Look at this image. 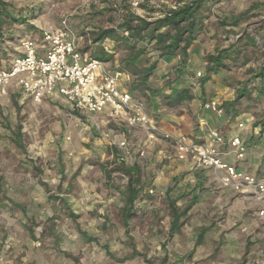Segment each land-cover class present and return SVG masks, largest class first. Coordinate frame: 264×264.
Segmentation results:
<instances>
[{"label":"rangeland","instance_id":"rangeland-1","mask_svg":"<svg viewBox=\"0 0 264 264\" xmlns=\"http://www.w3.org/2000/svg\"><path fill=\"white\" fill-rule=\"evenodd\" d=\"M0 1L6 11L0 24V67H5L26 33L57 25L62 16L84 37L81 48L92 56L101 48L92 40L98 29H118L128 12L152 20L186 0ZM207 15L201 35L187 50L190 71L182 86L203 111L202 102L213 98L223 104L248 80L250 97L228 111L223 107L222 115L236 128L243 124L237 130H244L248 146L239 169L264 176V76L256 77L264 75V0H216ZM235 16L239 20L232 26ZM248 37L253 46H246ZM111 42L114 54L107 63L112 68L126 53ZM229 46L241 48L246 63L230 64L201 90L197 73L203 71L202 57ZM157 54L146 45L142 59L151 62ZM180 59L158 58L150 87L165 94L177 86L174 69ZM133 94L156 122L162 115L188 113L196 128L192 100L169 106L158 95L154 111L147 105L150 91L135 89ZM93 117L72 111L65 101L35 103L17 87L0 96V264H264V218L251 201L225 190L212 169L193 189L190 180L196 175L176 171L175 137L165 138L158 130L149 139L143 128L127 131L119 122L97 128L92 122L99 120ZM121 135L127 141L123 149L115 143ZM133 165L141 188L125 231L124 168ZM192 197L196 202L179 219L181 227L169 234V201L181 210Z\"/></svg>","mask_w":264,"mask_h":264},{"label":"built area","instance_id":"built-area-1","mask_svg":"<svg viewBox=\"0 0 264 264\" xmlns=\"http://www.w3.org/2000/svg\"><path fill=\"white\" fill-rule=\"evenodd\" d=\"M121 35L127 36L128 31L121 30ZM83 39L74 32L67 16H62L57 25L40 29L35 36L22 38L14 48L15 56L7 66L0 67V96L17 87L35 103H41L56 92L71 110L93 116L108 108L110 117L128 126H140L148 138L153 139L158 131L154 120L143 104L122 87V82L129 81L130 75L110 68L83 51ZM97 44L104 52L114 54L109 38ZM201 105L217 116L223 114L216 99H207ZM237 128L242 129L243 124L238 123ZM163 136L171 137L165 133ZM208 137L210 143L188 141L184 136L174 138L177 159L190 160L193 169H212L221 186L250 198L257 207V216L264 218V180L250 170L239 169V164L246 160L247 151L241 133L236 131L226 136L212 128ZM118 146L126 148L125 140L119 141ZM139 154L144 155V151Z\"/></svg>","mask_w":264,"mask_h":264},{"label":"trees","instance_id":"trees-1","mask_svg":"<svg viewBox=\"0 0 264 264\" xmlns=\"http://www.w3.org/2000/svg\"><path fill=\"white\" fill-rule=\"evenodd\" d=\"M216 0H186L179 2L175 7L166 10L161 15L152 20H147L143 17L137 16L132 12H128L122 17L121 22L118 24V29L115 28H102L98 29L92 38L93 42L97 43L104 38H109L116 42V44L125 50V55L119 60L117 69L127 72L131 81L129 84V92L137 89L140 91H150V97L161 96L167 105H178L184 101H189L194 98V95L187 87L182 86L184 78L188 75L190 70H186V62L188 61V48L194 43L195 40L201 35L204 29V22L208 18L207 12L210 10V5ZM6 14L3 7V2L0 1V24L3 22L2 16ZM7 16V15H6ZM11 18V17H9ZM230 25L234 26L238 23L239 16L231 18ZM11 20H13L11 18ZM225 25V22H220ZM121 30L128 31L127 36L121 35ZM246 46H253L254 40L252 37L247 38ZM146 45L157 51V59L164 58L165 61L170 62L175 55H179V65L177 64L174 71L180 82L177 86H169V92L163 94L160 90H155L149 85V77L154 74V69L157 65V59L148 62L143 60L142 55L146 53ZM92 57L98 58L104 62H109L113 54L104 52L101 48L99 52L92 54ZM241 48H221L214 52H208L203 57L204 67L202 73L198 78L200 88L210 80L212 75H217L223 70L242 60V64L246 63L247 58L242 59ZM231 64V65H230ZM263 77V73L259 72L256 77ZM247 81L245 80L240 87L235 91V95L229 101L220 104L223 112V107L228 108L238 103L244 97H250L251 89L248 88ZM209 99V98H208ZM226 116V115H225ZM19 133V132H18ZM17 133V135H18ZM20 134V133H19ZM20 141V138H17ZM245 141V140H244ZM248 146L247 141H245ZM125 174L128 176L125 197V206L123 208L124 227L127 230V220L130 216L131 209L135 199L137 198L140 188V176L138 168L133 165L124 168ZM196 199L193 197L181 209L178 210L176 203L173 200L169 201L171 222L169 227V234H173L179 230L182 222L179 221L186 212L194 205ZM93 241L94 238H88ZM200 236L195 242V246L200 243ZM164 256L162 261L166 258Z\"/></svg>","mask_w":264,"mask_h":264},{"label":"crops","instance_id":"crops-1","mask_svg":"<svg viewBox=\"0 0 264 264\" xmlns=\"http://www.w3.org/2000/svg\"><path fill=\"white\" fill-rule=\"evenodd\" d=\"M35 33H40V30L38 29V30L29 31L28 33H26L27 36H25V37L35 36ZM88 53L90 55V52H88ZM106 65L109 66L110 64L107 63ZM117 67H118V64H116V66H114L112 68H117ZM130 81H131V78H130L129 81L122 82V87L124 89L128 90ZM130 93H131L132 98L134 100H137L135 95L133 94V92H130ZM155 98L156 97H150V100L147 102V105H152V110L157 111V109L155 110V105H156V102H157V100ZM46 99L59 101V102L64 101L61 97L58 96V94L56 92L52 96H50V97H48ZM189 105H191V106H189L190 107L189 109L191 110L190 115L191 116H195L196 115L195 119H197L196 120L197 121V126H196L195 129H193V127H192L191 117L189 116L188 113H182L180 115H173V116H170V117L162 115V117H160V120L158 122H156V120L152 117L151 112H149L146 108H145V110L149 114V116L154 120V122L157 125V128H158V130L160 131L161 134H164V133L165 134H169L170 136H173L175 138L179 137V136H184L188 141H195V142H198V143H210V138L208 137V133H209V130L212 129V128L218 129L220 132H222L226 136L238 131L237 128H236V124L232 123V122H229V119L227 117H225L224 115L216 117L211 112H209L207 110L200 111V109L198 107V103L196 102V99L193 98L191 104H189ZM72 111L80 113L79 111H75V110H72ZM87 116H89V115H87ZM89 117L92 118V116H89ZM94 117L98 118V120H99L98 123L92 122L93 125L95 124L96 125L95 127H97V128L99 126L106 125V123H109V122H114V123L119 122V124L121 123L122 126L127 128V131H129L130 128H133V127H140V126H128L123 121H120V120H118L116 118L110 117L108 115V108L105 109L103 112L94 115ZM243 132H244V130L241 131L242 137H243ZM251 134H252V132H251ZM123 135L119 136L115 140V143L117 145H118V142L121 141V140H125L126 145H127L126 138ZM173 148H174V156L176 158V165H175L176 166V171L179 170V169H182V170H185V171H191V174L194 173V175H196V178H194L192 176V179L190 180V182L193 183L192 184V188L197 190V188L201 184L200 178H202L203 175H205L206 172L210 173V172H212V170L211 169H208V170L207 169H204V170L203 169H193L191 167L190 160H178L177 159L174 142H173ZM118 159H120L119 156H118ZM243 165H245L244 162L239 164V166H243ZM255 175L257 177H259V178L264 180V176L263 175H260L258 173H255ZM225 190L228 191L229 189H225ZM242 197L243 198H247V197H244V196H242ZM247 199L249 201H251V204L255 205L254 202L250 198H247ZM91 238H93V237H91Z\"/></svg>","mask_w":264,"mask_h":264}]
</instances>
